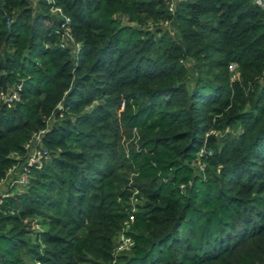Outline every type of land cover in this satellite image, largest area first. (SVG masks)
Returning a JSON list of instances; mask_svg holds the SVG:
<instances>
[{
    "label": "trees",
    "instance_id": "1",
    "mask_svg": "<svg viewBox=\"0 0 264 264\" xmlns=\"http://www.w3.org/2000/svg\"><path fill=\"white\" fill-rule=\"evenodd\" d=\"M56 3L79 49L47 0H0V182L34 132L50 153L0 195V264L109 261L124 230L116 264H264V9Z\"/></svg>",
    "mask_w": 264,
    "mask_h": 264
},
{
    "label": "built area",
    "instance_id": "2",
    "mask_svg": "<svg viewBox=\"0 0 264 264\" xmlns=\"http://www.w3.org/2000/svg\"><path fill=\"white\" fill-rule=\"evenodd\" d=\"M255 5L264 9V0H252ZM51 6V11L53 14L64 19L63 32H62V47H72L73 49H79L80 45L77 43L72 35V31L68 26L69 18L64 13L63 9L57 5L56 0H47ZM177 0H170L169 13L174 14L176 11ZM165 26H169L170 22L167 20L164 22ZM21 85L15 86L9 90L0 91V103L13 104L14 102L20 99ZM211 134H216L215 130L210 131ZM46 134V130H41L34 132L31 138L26 143L27 154L25 157L19 152H15L14 158L16 163L8 170L6 177L2 181L8 180L13 186H19L25 188L29 183L31 173L34 168H40L43 166L44 162L48 159L50 153L49 150L43 144V138ZM212 155V150L209 149L206 145L198 152V163L201 169H203L204 164L202 163V158L209 157ZM197 163V164H198ZM1 181V182H2ZM5 196V195H3ZM127 227L129 225L127 224ZM120 244L117 248L114 249V256L116 251H130L134 245V240L132 237L127 235L125 230L120 233L119 237Z\"/></svg>",
    "mask_w": 264,
    "mask_h": 264
},
{
    "label": "rangeland",
    "instance_id": "3",
    "mask_svg": "<svg viewBox=\"0 0 264 264\" xmlns=\"http://www.w3.org/2000/svg\"><path fill=\"white\" fill-rule=\"evenodd\" d=\"M129 142H137V138L135 136H133V138L130 141L124 140L125 145L127 146ZM136 177V174L134 172H130L129 173V182L132 183L134 181ZM23 188L19 187V186H13L8 180L6 181H2L0 182V195H7L10 191H20ZM135 201V200H134ZM42 219L41 218H37L36 221L32 222V230L33 231H40L46 228V226L41 224ZM120 244V239L117 238L115 241V248L118 247V245ZM128 253V251L123 252V251H116L115 252V256L113 254V259L109 260V261H90V262H83L81 264H116V260L118 259V257L124 255Z\"/></svg>",
    "mask_w": 264,
    "mask_h": 264
},
{
    "label": "water",
    "instance_id": "4",
    "mask_svg": "<svg viewBox=\"0 0 264 264\" xmlns=\"http://www.w3.org/2000/svg\"><path fill=\"white\" fill-rule=\"evenodd\" d=\"M59 111V107L56 109V112H58Z\"/></svg>",
    "mask_w": 264,
    "mask_h": 264
}]
</instances>
